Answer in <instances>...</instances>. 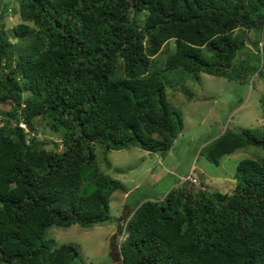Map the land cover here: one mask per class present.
<instances>
[{"label": "trees", "instance_id": "1", "mask_svg": "<svg viewBox=\"0 0 264 264\" xmlns=\"http://www.w3.org/2000/svg\"><path fill=\"white\" fill-rule=\"evenodd\" d=\"M16 4L21 21L10 30L13 39L0 24V103H11L0 114L15 120L6 132L0 126V264H76L78 247H51L49 227L103 224L112 194L127 192L99 172L95 145L105 154L129 147L164 154L172 147L183 118L167 100L165 70L238 81L256 65L262 74L254 57L264 64V0ZM171 39L174 51L158 67ZM261 103L264 115V95ZM36 116L54 134L64 130L61 151L59 143H29L19 122L32 129ZM250 145L264 148V134L226 128L202 152L218 165ZM234 176L235 188L224 193H209L200 180L195 193L171 186L157 199L133 201L127 193L126 207L137 205L119 252L112 240L119 263L264 264V157L240 160Z\"/></svg>", "mask_w": 264, "mask_h": 264}, {"label": "rangeland", "instance_id": "2", "mask_svg": "<svg viewBox=\"0 0 264 264\" xmlns=\"http://www.w3.org/2000/svg\"><path fill=\"white\" fill-rule=\"evenodd\" d=\"M8 0H0L3 5ZM16 0H10L5 10L0 11V24L8 32L21 21ZM174 39L169 40L158 53V67L163 66L166 57L174 51ZM254 54V50H251ZM246 59V58H245ZM262 66L261 58H255ZM240 68L236 65L234 70ZM256 65L248 68V74L235 81L224 76H214L206 73L187 72L175 68L161 72L166 84L169 104L181 112L183 128L174 140L172 147L166 152L146 153L137 147L122 150H111L105 154L104 147L95 145L96 164L99 172L119 179L125 186L124 190L115 191L109 203L110 219L92 227H82L79 224L69 226H51L46 234V241L51 247L63 243H72L79 249L76 264H120V255L115 254L112 240L121 241L119 237L136 204L126 207V195L133 197L145 196L157 199L168 191L171 186L185 187L196 192L197 180L209 193H222L233 190L236 186L234 173L240 160L245 158L259 159L264 157V148L247 146L232 154L225 155L218 165L213 164L204 156L202 149L212 139L218 137L226 128L237 131L249 128L259 134H264V115L261 99L264 95V72L260 74ZM256 70L255 72H253ZM29 92L23 91L26 98ZM11 103H0V109L9 110ZM0 126L8 129L14 126V118L0 114ZM8 119V120H7ZM34 127L28 128L23 119L19 125L29 135V143L33 140L44 143H59L58 151L63 144L60 129L54 134L40 116L32 118ZM51 131V132H50ZM47 147V145H46ZM49 147H52L49 145ZM193 170L192 176L189 173ZM88 191L93 188L92 182L85 184ZM143 200V198H139ZM131 207L132 209H128ZM119 219H124L120 224ZM123 243V241L121 242ZM119 251L118 246H116Z\"/></svg>", "mask_w": 264, "mask_h": 264}, {"label": "clouds", "instance_id": "3", "mask_svg": "<svg viewBox=\"0 0 264 264\" xmlns=\"http://www.w3.org/2000/svg\"><path fill=\"white\" fill-rule=\"evenodd\" d=\"M262 67H263V69H264V64L262 65ZM213 140V139H212ZM211 141V140H210ZM209 141V142H210ZM189 176H191L190 175V173H189ZM197 186V185H196ZM131 215H132V213H131ZM130 215V216H131ZM119 222H121V223H124V219H120V221ZM125 225H126V223H125ZM124 228H126L125 226H124ZM128 236V231L127 230H124V231H122V233H121V235L119 236L120 238H121V241L120 242H118V248H119V246H120V244H121V242L123 241H125V238ZM119 252V251H118Z\"/></svg>", "mask_w": 264, "mask_h": 264}, {"label": "built area", "instance_id": "4", "mask_svg": "<svg viewBox=\"0 0 264 264\" xmlns=\"http://www.w3.org/2000/svg\"><path fill=\"white\" fill-rule=\"evenodd\" d=\"M21 127H22V125H21ZM24 128V127H23Z\"/></svg>", "mask_w": 264, "mask_h": 264}]
</instances>
